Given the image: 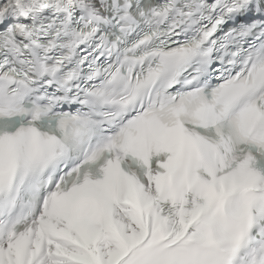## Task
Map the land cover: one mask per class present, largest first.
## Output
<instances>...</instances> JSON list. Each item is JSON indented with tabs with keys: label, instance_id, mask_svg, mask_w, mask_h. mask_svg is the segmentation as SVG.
<instances>
[{
	"label": "snow or ice",
	"instance_id": "1",
	"mask_svg": "<svg viewBox=\"0 0 264 264\" xmlns=\"http://www.w3.org/2000/svg\"><path fill=\"white\" fill-rule=\"evenodd\" d=\"M0 264H264V0H0Z\"/></svg>",
	"mask_w": 264,
	"mask_h": 264
}]
</instances>
